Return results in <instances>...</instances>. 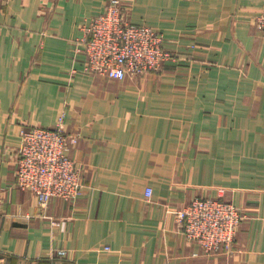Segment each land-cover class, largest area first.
<instances>
[{
    "label": "crops",
    "instance_id": "0c3cea01",
    "mask_svg": "<svg viewBox=\"0 0 264 264\" xmlns=\"http://www.w3.org/2000/svg\"><path fill=\"white\" fill-rule=\"evenodd\" d=\"M108 1L0 3V264H264V0H120L172 54L124 81L83 71ZM60 119L84 191L42 210L15 186L21 131ZM217 197L245 219L207 256L176 213Z\"/></svg>",
    "mask_w": 264,
    "mask_h": 264
},
{
    "label": "built area",
    "instance_id": "2783aa9c",
    "mask_svg": "<svg viewBox=\"0 0 264 264\" xmlns=\"http://www.w3.org/2000/svg\"><path fill=\"white\" fill-rule=\"evenodd\" d=\"M9 2L0 0L2 4ZM255 24L264 32V10ZM85 33L83 71L89 75L124 81L159 72L172 59L161 32L129 22L120 0H109ZM21 140L15 171L19 190L35 195L42 210L55 198L75 202L83 195L81 170L70 156L78 139L67 134L62 119L54 129L22 130ZM152 194L148 188L145 197L150 199ZM244 219L238 207L220 197L196 198L176 213L185 238L207 256L231 254ZM58 254L64 257L66 252L60 250Z\"/></svg>",
    "mask_w": 264,
    "mask_h": 264
}]
</instances>
